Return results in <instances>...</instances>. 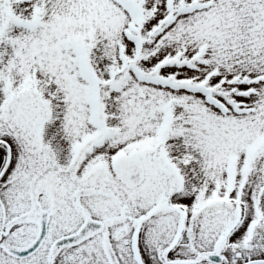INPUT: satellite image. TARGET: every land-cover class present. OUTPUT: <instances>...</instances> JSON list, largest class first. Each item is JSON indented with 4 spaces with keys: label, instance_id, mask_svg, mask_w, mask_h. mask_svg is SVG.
Returning <instances> with one entry per match:
<instances>
[{
    "label": "snow or ice",
    "instance_id": "6c2138e0",
    "mask_svg": "<svg viewBox=\"0 0 264 264\" xmlns=\"http://www.w3.org/2000/svg\"><path fill=\"white\" fill-rule=\"evenodd\" d=\"M0 264H264V0H0Z\"/></svg>",
    "mask_w": 264,
    "mask_h": 264
}]
</instances>
